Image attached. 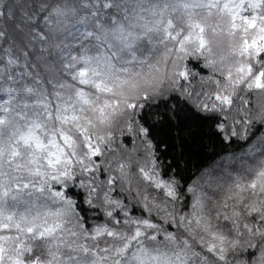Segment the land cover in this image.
Wrapping results in <instances>:
<instances>
[{
	"label": "trees",
	"instance_id": "16d2710c",
	"mask_svg": "<svg viewBox=\"0 0 264 264\" xmlns=\"http://www.w3.org/2000/svg\"><path fill=\"white\" fill-rule=\"evenodd\" d=\"M155 1L0 0V264H72L82 257L121 264L144 247L186 252L193 264H263L257 259L264 235L241 239L220 256L219 248L204 239L192 242L186 232L196 179L258 141L261 122L241 137L228 135L220 113L182 88L136 101L135 120L160 177L172 185L171 200L161 190L151 197L146 187H126L106 177L101 163L91 165V131L78 113L99 90L83 79L81 65L123 44L121 30L137 38L120 55L111 54L112 62H127L128 70L146 63L153 25L174 18L178 8L177 0H162V18H156ZM138 8L147 18L136 17ZM125 49L132 51L127 61L121 59ZM186 67L208 74L200 56L188 57ZM65 114L66 120L56 118ZM26 128L53 136L63 158L52 161L33 142H23ZM261 206L264 212V191Z\"/></svg>",
	"mask_w": 264,
	"mask_h": 264
},
{
	"label": "rangeland",
	"instance_id": "374dc122",
	"mask_svg": "<svg viewBox=\"0 0 264 264\" xmlns=\"http://www.w3.org/2000/svg\"><path fill=\"white\" fill-rule=\"evenodd\" d=\"M170 1L164 0L168 5ZM177 1L174 18L153 25L156 32L148 39L152 47L146 63L128 70L127 62H112L111 54L120 55L137 38L126 30H121L126 34L124 43L118 42L115 50L101 52L94 61L85 58L81 75L99 91L89 100L84 114L78 115L91 131L90 136L86 134L91 165L101 163L106 177H114L126 187L128 182L146 187L151 197L161 190L170 200L174 197L172 185L160 177L151 145L135 120L136 101L182 88L194 93L201 107L220 113L221 128L228 135L241 137L261 122L263 135L258 141L240 153H230L196 179L186 223L188 239L196 243L204 239L219 248L221 256L241 239L264 235V0ZM164 2L152 3L160 13L156 18H162ZM142 9H137V18H147ZM128 53L132 51L125 49L123 61L128 60ZM199 56L207 65V75L186 67L188 57ZM122 134L128 141L122 140ZM21 136L23 142H33L38 150L48 153L52 161L63 158V148L53 136L41 137L27 128ZM50 228L47 225L46 229ZM188 258L192 259L186 252H155L144 247L121 264H193ZM257 261L264 264V251ZM72 264L95 263L82 257Z\"/></svg>",
	"mask_w": 264,
	"mask_h": 264
}]
</instances>
